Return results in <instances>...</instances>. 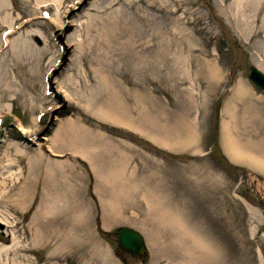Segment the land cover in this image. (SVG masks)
Wrapping results in <instances>:
<instances>
[{
	"label": "rangeland",
	"instance_id": "1",
	"mask_svg": "<svg viewBox=\"0 0 264 264\" xmlns=\"http://www.w3.org/2000/svg\"><path fill=\"white\" fill-rule=\"evenodd\" d=\"M8 1L7 20L0 15L4 246L30 241L47 165L67 161L83 175L64 179L54 168L68 207L50 218L63 233L82 205L84 235L56 237L48 252L23 254L25 264H264V171L233 159L222 138L233 113L235 135L246 137L245 122L264 150V93L248 79L252 66L264 73V11L248 30L234 22L232 0H197L210 33L184 47L180 64L147 74L138 52L107 40L96 0ZM122 227L144 236L141 259L119 246ZM197 235L209 248L202 257Z\"/></svg>",
	"mask_w": 264,
	"mask_h": 264
},
{
	"label": "bare ground",
	"instance_id": "2",
	"mask_svg": "<svg viewBox=\"0 0 264 264\" xmlns=\"http://www.w3.org/2000/svg\"><path fill=\"white\" fill-rule=\"evenodd\" d=\"M96 1L98 3L97 7L99 6L101 9L100 13L106 14L107 16V25L105 26L106 30L104 32L107 40L109 42L112 41V44L117 43V45L122 46V48L125 46L130 48L131 51L138 52L141 56V62L147 64L145 65L147 74H152V72L149 71L150 67H155L156 69L157 65L164 63H168L169 65L180 64L183 59L184 47H191L193 44L196 45L205 34L210 33V31H207L209 26L203 25L199 20L201 17L197 8V0ZM8 2V0H0V8L4 7L5 9V12H0L4 20H7L8 17ZM138 4L142 7L140 8ZM229 8L232 12L231 16L234 22L240 25L242 24L248 30H251L256 24L255 17L264 11V0H232ZM259 27L264 28V15L261 18ZM192 34L198 38L193 37ZM124 39H127V41L123 42ZM5 42H7L6 37ZM15 43V45L13 44V50L18 48V41ZM194 45L192 47H194ZM148 66L149 70L147 69ZM217 73L218 70L216 71V74ZM155 92H157L156 89L149 91V93ZM243 92V89L237 90L235 98L233 99L238 101ZM235 100H233V102H235ZM229 108L232 111L234 105L229 106L228 109ZM238 121L239 119L232 113V121L225 123L223 127L222 138L227 153L240 163H249L256 169L264 171V150L263 146L260 145L262 142H259L252 134L253 132H251V129L245 122L243 123L245 124L244 129L247 134L246 137L241 139L239 136L235 135L234 130L241 125ZM23 134H26V132ZM49 149L51 152L55 151L52 146H50ZM11 165L12 163L5 165L6 167L3 169ZM70 166V163L67 161L55 163L51 166L47 165L45 171L47 176L45 204L37 211V222L34 221L31 224V227L34 226L36 229L30 230V241H28V239L24 240L20 239V237H14L9 247L4 246L10 242L9 238L4 237L3 232H0V242L2 243L0 244V264H4L3 260L5 261L6 258L10 264H25L26 262H30L25 260L28 256L23 254L28 252L33 253L39 250L48 252L51 249L50 243H52L56 237L57 241H68V237L71 236L76 239H82L84 235V207L82 205L76 208L78 212L73 219L62 223V227L65 228L63 233L60 232L57 234L53 230L54 226L50 218L55 209L64 211V209L68 207L67 203H64L68 197L59 194L55 189L57 188L55 177L59 175L64 179H70V177L76 174L75 178L77 177L80 179L83 175L74 171H68L67 168H71ZM54 168H56L60 174L55 175L54 173L56 170H54ZM1 175L4 176L6 173L3 172ZM80 181L83 182L82 180ZM99 196L103 198L101 194H99ZM112 204L114 205L111 201L110 205ZM70 222L71 224H69ZM180 228L183 230H181L183 234L190 236L183 226H180ZM41 243L43 245L41 248L37 249V246ZM191 243L195 248L197 256L202 257L208 252L209 248L207 242L201 236L197 235L196 239ZM65 246L66 244L63 248ZM58 248L62 249V247ZM49 257L52 256L50 255ZM112 264H115L114 261H112Z\"/></svg>",
	"mask_w": 264,
	"mask_h": 264
},
{
	"label": "water",
	"instance_id": "3",
	"mask_svg": "<svg viewBox=\"0 0 264 264\" xmlns=\"http://www.w3.org/2000/svg\"><path fill=\"white\" fill-rule=\"evenodd\" d=\"M250 79L264 90V74L256 68H251ZM119 243L126 251H131L135 258H139L145 252L144 242L141 235L128 228H123L119 234Z\"/></svg>",
	"mask_w": 264,
	"mask_h": 264
}]
</instances>
